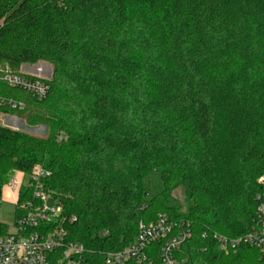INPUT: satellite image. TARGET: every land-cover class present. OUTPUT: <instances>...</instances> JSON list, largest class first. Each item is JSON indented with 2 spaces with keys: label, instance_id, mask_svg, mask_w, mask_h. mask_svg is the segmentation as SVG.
I'll list each match as a JSON object with an SVG mask.
<instances>
[{
  "label": "trees",
  "instance_id": "obj_1",
  "mask_svg": "<svg viewBox=\"0 0 264 264\" xmlns=\"http://www.w3.org/2000/svg\"><path fill=\"white\" fill-rule=\"evenodd\" d=\"M39 60L52 66L43 99L0 78V98L24 103L0 113L48 126L41 137L0 125V182L49 169L89 264L159 214L192 222L187 264H262L258 249L226 255L210 235L250 231L262 189L264 0H0V68ZM154 170L162 187L149 198Z\"/></svg>",
  "mask_w": 264,
  "mask_h": 264
},
{
  "label": "built area",
  "instance_id": "obj_2",
  "mask_svg": "<svg viewBox=\"0 0 264 264\" xmlns=\"http://www.w3.org/2000/svg\"><path fill=\"white\" fill-rule=\"evenodd\" d=\"M0 73L7 86L24 90L38 100L48 93V78L39 65L31 70L19 68L18 72H12L5 64ZM0 104L12 109L24 108L22 101L12 98L1 97ZM15 118L5 115L8 121ZM50 177L49 169L36 164L29 170L14 169L0 182V201L11 203L15 212L12 230L0 223V264H89L84 259L86 249L83 244L67 237L66 225L72 223L75 216L63 213L61 197L49 185ZM256 182L262 189L255 195L257 205L252 229L238 237L214 231L210 238L217 250L226 255L235 254L241 245L252 246L258 249L264 264V174ZM192 233L190 220L159 214L153 221H139L132 242L120 250L105 252L104 262L187 264L182 246ZM201 236L205 237L206 233Z\"/></svg>",
  "mask_w": 264,
  "mask_h": 264
},
{
  "label": "rangeland",
  "instance_id": "obj_3",
  "mask_svg": "<svg viewBox=\"0 0 264 264\" xmlns=\"http://www.w3.org/2000/svg\"><path fill=\"white\" fill-rule=\"evenodd\" d=\"M36 63L39 64L40 67L43 68L44 75L47 78H51L52 74V66L50 63L44 60H39ZM43 110L46 111L45 105H43ZM5 113L0 115V125H7L6 127L12 130H19L25 133H30L36 136L44 137L48 133V126L45 123H28L23 117L18 115L9 114L11 116L16 117L15 119L8 121L5 120ZM3 122H5L3 124ZM11 124V125H10ZM61 138H57L58 141L64 140L67 136L64 132H60ZM160 172L158 170H154L150 173L148 178L146 179V189H147V197H151L154 194L158 193L161 190L162 183L160 181ZM27 179V177H26ZM170 199L172 200V205L178 209V212H185L187 208V190L184 185H177L170 191ZM15 220V212L14 206L7 201H0V223L7 225L8 230L13 229Z\"/></svg>",
  "mask_w": 264,
  "mask_h": 264
},
{
  "label": "crops",
  "instance_id": "obj_4",
  "mask_svg": "<svg viewBox=\"0 0 264 264\" xmlns=\"http://www.w3.org/2000/svg\"><path fill=\"white\" fill-rule=\"evenodd\" d=\"M35 65H39L38 63H35V64H21L20 66V70H31L33 66ZM11 121V119L9 120Z\"/></svg>",
  "mask_w": 264,
  "mask_h": 264
}]
</instances>
